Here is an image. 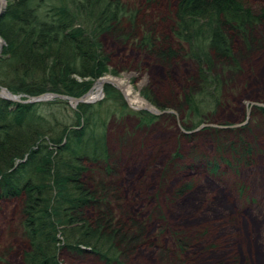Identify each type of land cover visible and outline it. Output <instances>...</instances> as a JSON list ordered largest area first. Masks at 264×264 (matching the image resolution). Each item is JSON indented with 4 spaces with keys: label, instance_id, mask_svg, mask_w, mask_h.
Instances as JSON below:
<instances>
[{
    "label": "trees",
    "instance_id": "obj_1",
    "mask_svg": "<svg viewBox=\"0 0 264 264\" xmlns=\"http://www.w3.org/2000/svg\"><path fill=\"white\" fill-rule=\"evenodd\" d=\"M9 2L0 16V38L5 44L0 87L22 100L47 93L83 96L109 73L100 38L109 34L132 41L136 31L122 30L125 16L132 19L122 0ZM169 24L178 48H171L170 38L163 35L158 43L150 32L134 40L138 48L163 62L182 51L197 64L198 86L184 95L188 111L194 113L215 103L220 88L216 71L236 70L234 37L246 49L254 44L255 27H264V7L253 10L241 0H178ZM184 44L187 48L179 49ZM103 92L102 101L78 104L72 114L65 101L22 104L0 98V202L19 199V231L28 243L22 264H59L57 256L63 250L78 256L88 252L104 264H117L121 243H135L145 228L137 220L115 227L110 208L102 212L107 196L104 181L91 175L82 179L89 173L87 166L113 171L107 166L106 143V125L112 117H136L140 126L158 118L127 108L110 84ZM143 97L154 104L146 94ZM205 123L199 120L196 127ZM225 146L218 145L217 151L236 156L238 164L250 154L244 140ZM216 161H211V170ZM91 209L98 211L94 219L86 217ZM132 231L135 234L128 237Z\"/></svg>",
    "mask_w": 264,
    "mask_h": 264
},
{
    "label": "rangeland",
    "instance_id": "obj_2",
    "mask_svg": "<svg viewBox=\"0 0 264 264\" xmlns=\"http://www.w3.org/2000/svg\"><path fill=\"white\" fill-rule=\"evenodd\" d=\"M177 1L122 0L132 15L131 20L125 16L122 30L127 34L136 29L133 40L109 34L100 38L108 58L109 73L104 77L123 79L159 115L136 109L112 85L127 108L158 118L140 126L136 117H112L106 125V143L107 166L113 171L87 166L89 173L82 179L91 175L104 181L106 207L101 210L107 213L110 208L115 227L128 226L131 220L145 227L135 243H121L117 264H264V27H255L250 49L234 37L236 70H217L220 88L215 103L191 113L184 95L198 86L197 64L182 51L163 62L138 48L134 40L150 32L158 43L163 35L170 38L171 48H178L169 30ZM241 2L253 10L264 7V0ZM4 3L1 15L10 4L9 0ZM0 45L1 61L5 58L1 38ZM181 48H187L186 44ZM105 85L98 100L88 104L104 99ZM62 96L47 93L34 100L65 101L72 114L78 104ZM199 120L206 122L202 125L207 131L197 130ZM238 139L251 148L246 161L239 164L236 156L217 151L218 145L228 147ZM213 160H217L215 170L210 169ZM19 210V199L0 202V264H22L28 251L19 231ZM97 215L93 209L86 212L88 219ZM133 232L128 237L137 229ZM57 260L59 264H104L88 252L78 256L66 250L59 252Z\"/></svg>",
    "mask_w": 264,
    "mask_h": 264
},
{
    "label": "bare ground",
    "instance_id": "obj_3",
    "mask_svg": "<svg viewBox=\"0 0 264 264\" xmlns=\"http://www.w3.org/2000/svg\"><path fill=\"white\" fill-rule=\"evenodd\" d=\"M4 4H5L4 0H0V12L4 8ZM105 82H112L115 86L120 88L122 90L124 96L128 99L129 103L133 107H135L136 109L145 108V110L154 111L152 109V107L144 99H142L137 93L133 92L131 87H129L123 79L111 78L109 76L97 80L94 83L92 89L89 91L88 95H86V97L83 98V100L86 101V103H89V102L92 103V102L98 100L99 96L101 95V90H102V87H103ZM0 94L3 96L9 97L8 93L5 91H0ZM23 99H26V98H23ZM29 103H37V101L33 100V101H30ZM24 104H26V103H24ZM72 104L74 105L75 102L72 101ZM76 104H81V103H76Z\"/></svg>",
    "mask_w": 264,
    "mask_h": 264
},
{
    "label": "water",
    "instance_id": "obj_4",
    "mask_svg": "<svg viewBox=\"0 0 264 264\" xmlns=\"http://www.w3.org/2000/svg\"><path fill=\"white\" fill-rule=\"evenodd\" d=\"M0 15H1V13H0ZM102 79V78H101ZM104 84H110V85H114L112 82H105ZM115 86V85H114ZM117 89H119L117 86H115ZM0 91H5V92H7L8 93V95H9V97H7V96H3V95H1L0 94V98L1 99H4V100H7V101H9V102H15V103H27V101H20L19 99H18V96H15V95H13V94H11L10 92H8V91H6V89H4V88H1L0 87ZM86 95H88V93H86L84 96H82V97H80V98H69V97H64V96H62V99H68V101H74L75 102V105H77L76 103H86V101H84L83 100V98H85L86 97ZM51 97H53V96H55V97H59V96H57V95H50ZM36 101H41L40 99H36ZM74 105V106H75ZM147 111V110H146ZM148 112H150V113H152L153 115H159V113H157V111H149L148 110ZM203 127H205V125H201L200 127H198V129L197 130H199V129H201V128H203Z\"/></svg>",
    "mask_w": 264,
    "mask_h": 264
}]
</instances>
